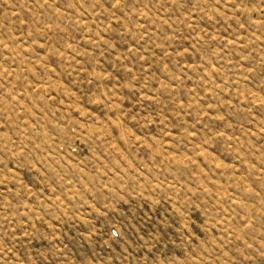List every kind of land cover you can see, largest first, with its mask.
I'll return each instance as SVG.
<instances>
[{
    "label": "rangeland",
    "instance_id": "obj_1",
    "mask_svg": "<svg viewBox=\"0 0 264 264\" xmlns=\"http://www.w3.org/2000/svg\"><path fill=\"white\" fill-rule=\"evenodd\" d=\"M0 264H264V0H0Z\"/></svg>",
    "mask_w": 264,
    "mask_h": 264
}]
</instances>
